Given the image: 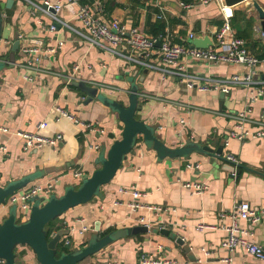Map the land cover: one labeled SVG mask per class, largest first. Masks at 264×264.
Instances as JSON below:
<instances>
[{"label": "crops", "instance_id": "0c3cea01", "mask_svg": "<svg viewBox=\"0 0 264 264\" xmlns=\"http://www.w3.org/2000/svg\"><path fill=\"white\" fill-rule=\"evenodd\" d=\"M258 1L264 7V0ZM97 2L103 7L102 17L111 24L138 27L154 36V26L164 22L162 34L169 33L173 43L184 46L197 47L189 39L191 32L194 38L208 37L213 45L224 23L216 1L186 8L181 4L183 0H166L163 17L162 9L154 0H81L83 4ZM108 3L112 5L110 9ZM234 10H243L255 18L251 36L242 38L252 55L262 57L264 38L258 30V12L254 7L251 11L242 5ZM61 17L83 28L75 12L64 9ZM51 22L49 16L34 12L32 5L23 0H16L4 12L0 40V59L6 60L0 69V185L6 186L42 170L43 177L20 191L51 183L56 194L61 195L66 187L79 184L84 176L101 167L97 159L102 149L107 153L111 144L121 138L124 123L96 99L85 104L87 94L68 81L85 80L109 97L128 104V77L139 69L136 79L141 86L140 94L149 96L140 97L143 107L137 111L138 119L156 126L158 137L170 147L192 140L218 148L227 139L225 153L233 157L236 165L226 168L220 161L212 163L210 156L196 151L186 157L160 160L156 151L148 149L140 137L134 152L128 155L115 177L91 201L65 212L58 221L60 229L53 233L64 229L65 236L70 227L87 225L89 230L84 235L74 233L70 249L85 246L96 224L102 235L122 227L162 225L184 241L180 244L159 231L128 235L86 259V264H92L94 258L100 262L95 264H143L142 254L159 258L163 264H229V258L231 264H264V259L241 248L231 253L223 245L228 237L226 227L232 223L230 213L241 201H248L262 218L257 223L238 219V226L250 232L247 238L264 245V137L249 136L241 140L231 135L236 130L232 115L246 107L248 89L232 86L222 98L220 90L190 89L180 79L163 77L152 69L139 82L146 68L90 45L66 27L49 31ZM18 39L20 45L15 59L10 61L12 47ZM59 41L64 43L61 47ZM25 47L40 50L35 54V58L40 57L39 63L28 64L34 55L24 53ZM51 48L56 51L49 52ZM182 62L187 72L202 77L224 78L247 71L242 65L210 63L192 57H183ZM75 65L79 66L78 70H74ZM255 78L264 79V65L258 67ZM252 107L253 117H258L264 109V97ZM59 108L73 118L60 116ZM43 122L47 126L40 127ZM20 132H38L44 136L62 134L63 139L56 146L25 149ZM96 145L99 147L95 148ZM197 163L200 167L195 169L193 166ZM76 171L82 173L81 177H75ZM185 182L204 183L207 188L197 193L185 187ZM132 187L143 194L139 199L141 206L136 209L130 206L134 200ZM7 213V206H0V222ZM200 224L208 226L200 230ZM16 258L25 264H40L27 245L16 248Z\"/></svg>", "mask_w": 264, "mask_h": 264}, {"label": "built area", "instance_id": "2783aa9c", "mask_svg": "<svg viewBox=\"0 0 264 264\" xmlns=\"http://www.w3.org/2000/svg\"><path fill=\"white\" fill-rule=\"evenodd\" d=\"M23 1L30 3L34 12L45 14L52 19L48 27L49 31H56L59 26L66 27L72 30L79 39L86 41L90 45L101 47L114 55L122 56L136 66L156 70L160 72L163 77L169 76L178 78L185 83L187 88H196L202 91L216 89L226 94L231 91L232 86L247 88L249 97L247 98L246 107L244 110L232 115L235 120L236 130L234 129L231 135L241 140L249 136L255 138L264 137V109L258 117H253L252 115L253 104L264 97V79L255 78L258 67L264 65V55L259 58L249 52L246 46V40L236 35L235 28L231 21L234 14L233 8L242 5L246 7L247 10H251L252 7H254L252 0H244L237 6H229L225 3V0H197L191 3H181L182 6L186 8H191L195 6L196 3L206 5L216 1L220 4L224 16V23L216 33L215 42L208 48H197L173 43L169 38V33L165 35L160 34L159 36H150L142 32L138 27H128L121 23L111 24V22H108L102 17L103 7L99 2L94 4H83L81 0H43L42 3L34 0ZM154 1L157 3L158 7L162 9V16L164 17V4L166 0ZM74 6H76V9L73 8ZM64 9L75 12V16L82 23L83 28H77L70 24L69 21L63 19L61 17V12ZM258 30L260 36L264 38V32L261 26L258 27ZM194 37V32H191L189 34V39L192 40ZM159 40L160 45L157 46ZM63 44V41H59L58 46L61 47ZM124 49L129 51V53L125 52ZM39 51L38 48L34 47L24 48V53L34 55L31 57L32 60H30L28 64L35 65L40 62V57L35 58V54ZM55 51L56 48L49 49V52ZM183 57H192L210 63H232L242 65L247 68V71L245 73H235L224 78L202 77L201 75L187 72L186 64L182 62ZM78 69L79 66L75 65L74 70ZM199 80H204L205 82L199 84ZM148 96L149 95L146 93L140 94L142 99H146ZM59 112L60 116L63 115L71 119L73 118L72 114L70 115L63 109L59 108ZM76 122H78L77 119ZM45 126H47L46 122L40 125V127ZM251 127H255V130L250 131ZM19 134L25 139V149L31 147L41 149L48 145L56 146L63 139L62 134L54 136H44L38 132H20ZM98 147V145L95 146V148ZM230 158L233 159L231 156ZM189 167H192V165L190 164ZM193 167L198 169L200 165L197 163ZM74 175L75 177H81L82 173L76 171ZM183 185L197 193H201L207 188L206 184L197 182H185ZM54 189L55 187L51 183L45 186H32L27 190L19 191L9 196L6 206L18 203L20 210L24 212L23 217L18 213L19 220H24L28 217L30 212L32 205L31 199L39 196L47 200ZM121 190L126 191L124 188ZM131 192L134 200L130 206L136 209L141 206L139 199L143 194L134 187H132ZM230 217L232 218V223L226 227L228 237L223 243L224 247L231 253L241 248L259 259H264V245L258 244L247 238L250 232L246 229H241L237 224L238 219L257 223L262 218L261 214L253 209L248 201H241L236 205L233 212L230 213ZM146 226L149 227L150 225L146 224ZM206 226L208 225L200 224L198 228L201 230ZM88 230L89 227L87 225H82L81 228L70 227L68 234L61 238V243L65 246H70L72 244V237L76 231L78 234L84 235ZM58 232L53 233L51 237ZM140 259L143 264L164 263L161 259L154 258L148 254H142ZM227 261L231 264V258ZM4 263L5 259L0 257V264Z\"/></svg>", "mask_w": 264, "mask_h": 264}, {"label": "water", "instance_id": "95a60500", "mask_svg": "<svg viewBox=\"0 0 264 264\" xmlns=\"http://www.w3.org/2000/svg\"><path fill=\"white\" fill-rule=\"evenodd\" d=\"M243 1L225 0V3L229 6H237ZM15 2L16 0H0V40L2 37L4 12L6 9H11ZM252 3L258 12L260 26L264 32V7H262L258 0H252ZM191 42L199 48H208L212 45V41L208 37L205 39L194 38ZM19 45L20 40L18 39L12 47L10 61H14L13 55H15ZM159 45L160 40L157 43V46ZM5 64L6 60L0 59V69ZM148 71L149 69H144V75L140 78L139 82H143L144 76ZM138 72L139 69H136L128 77L130 83L128 104L109 97L101 92L97 86H93L85 80L73 79L68 81L70 85L76 86L87 94L85 104L96 99L118 116L120 121L124 123L122 136L111 144L107 153L102 149V154L97 159V162L101 163V167L96 169L90 176H84L79 184L66 187L64 193L61 195L51 193L47 200L39 196L31 199L32 205L26 219L19 220L17 208L13 205L7 206L8 213L0 222V257L5 259L4 264H20L16 258V248L20 245L29 246L40 264H86L84 263L86 259L94 257L108 245L128 235L159 231L171 236L180 244L184 243L182 237L176 233H170V230L162 225L157 227H148L146 225L122 227L102 235L99 224H96L86 245L70 249L69 251L61 248L63 245L61 243L62 237L60 231L51 237V239L47 237L46 225L51 220L61 217L65 212L78 205L91 201L94 196L100 193L101 187L108 184L115 177L128 155L134 152L140 137L148 149L156 151L160 160L167 157H186L196 151L210 156L212 163L215 160L220 161L226 168L236 165V162L230 158V155L225 153V147L228 144L227 139L218 148H214L208 144L201 145L192 140L187 141L181 146L170 147L158 137L156 126L138 119L137 111L143 107L140 102L141 86L136 79ZM224 96L225 93L221 91V97L223 98ZM44 175L45 172L37 170L21 179L9 182L6 186L0 185V206H6L9 196L23 190L33 180ZM92 262V264H95V262L100 263L98 258H94Z\"/></svg>", "mask_w": 264, "mask_h": 264}, {"label": "trees", "instance_id": "16d2710c", "mask_svg": "<svg viewBox=\"0 0 264 264\" xmlns=\"http://www.w3.org/2000/svg\"><path fill=\"white\" fill-rule=\"evenodd\" d=\"M185 3L192 2L193 0H183ZM111 4L108 3V8H111ZM255 18L253 16H248V14L243 11V10H234V14L232 17V23L234 27L236 28L235 32L236 35L239 37H244L247 38L251 36L252 33V27L255 23ZM242 23V24H241ZM165 23L164 22H158L154 28V36H159L160 34L165 32ZM59 218H56L54 220H51L47 225H46V231H47V237L48 239H51V236L55 230H59L60 226L58 224ZM107 232L103 233L105 235ZM63 245V244H62ZM61 247V246H60ZM62 249L69 251L70 248L69 246H64L61 247ZM61 250V249H60ZM61 252V251H60Z\"/></svg>", "mask_w": 264, "mask_h": 264}, {"label": "rangeland", "instance_id": "374dc122", "mask_svg": "<svg viewBox=\"0 0 264 264\" xmlns=\"http://www.w3.org/2000/svg\"><path fill=\"white\" fill-rule=\"evenodd\" d=\"M252 11V10H251ZM12 53H10V55H11ZM13 58L15 59V55H13ZM256 77H259L258 75L256 76ZM52 193H56V190H53V192ZM93 199V198H92ZM13 206H15L16 208H17V210H18V213L20 214V215H22V217L24 216V212L22 211V210H20V207H19V204L18 203H14L13 204ZM30 213V212H29ZM29 215V214H28ZM60 232H61V237H63L64 236V232H65V230L63 229H61L60 230ZM18 262L20 263V264H25L24 262H22L21 260H19L18 259Z\"/></svg>", "mask_w": 264, "mask_h": 264}, {"label": "bare ground", "instance_id": "6f19581e", "mask_svg": "<svg viewBox=\"0 0 264 264\" xmlns=\"http://www.w3.org/2000/svg\"><path fill=\"white\" fill-rule=\"evenodd\" d=\"M228 10H229V8H228ZM230 11V10H229Z\"/></svg>", "mask_w": 264, "mask_h": 264}]
</instances>
